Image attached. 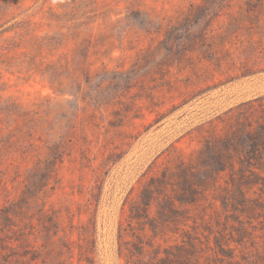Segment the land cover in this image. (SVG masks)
<instances>
[{"label":"rangeland","instance_id":"1","mask_svg":"<svg viewBox=\"0 0 264 264\" xmlns=\"http://www.w3.org/2000/svg\"><path fill=\"white\" fill-rule=\"evenodd\" d=\"M260 1L97 0L104 19L72 41L55 36L74 20L64 0H0V125L8 110L39 108L50 130L72 140L42 200L67 223L72 211L76 225L97 209L95 264H264ZM129 9L170 24L149 33L125 20L136 16ZM209 14L228 28L202 44ZM46 36L58 53L36 47ZM61 56L74 59L72 70L52 85L42 69ZM86 57L89 72L77 65ZM69 77L83 85L78 98L59 92ZM42 141L44 152L52 141ZM8 186L12 199L23 189Z\"/></svg>","mask_w":264,"mask_h":264},{"label":"trees","instance_id":"2","mask_svg":"<svg viewBox=\"0 0 264 264\" xmlns=\"http://www.w3.org/2000/svg\"><path fill=\"white\" fill-rule=\"evenodd\" d=\"M191 6L196 8L197 4ZM98 7L97 0H64L61 7L63 14L73 17L74 20L62 24L55 32V36L79 41L83 34L95 28L94 25L98 20L104 19V13H99ZM259 8L261 11L258 21L264 24V0L260 1ZM131 14L136 16L128 17ZM127 17L125 20H133L149 33L156 29L155 32L161 34L163 25L167 23L164 18H153L135 9H129ZM207 17L209 20L212 19L210 14ZM192 19L194 15L191 14L185 17L183 22H191ZM208 22L206 29L200 31L199 40L202 44L213 43L216 37L226 32L228 28L225 27L227 24H224L216 29L213 19ZM169 24L167 23V26ZM156 25L160 27L156 28ZM254 31L257 33V29ZM254 35L256 34H252ZM54 37L38 38L40 41L36 47L58 53L62 46L58 48L57 44H53L56 43ZM92 37L94 36L91 35V39L87 41L92 42ZM252 39L251 43L257 46L259 42ZM77 59L76 56L75 63ZM72 62L74 63V59L68 61L61 56L44 66L42 76L54 85L57 78H63L71 72ZM86 64L88 57L84 62L79 61L77 65L89 72L85 67ZM67 80L69 83L63 87L65 90L59 91L62 96L78 98L84 94L82 83L73 77ZM93 81L94 78L89 75L85 83L91 88ZM75 86H78V90L77 88L72 90ZM44 100L50 106H55L51 99ZM9 112H11L9 122L6 126L0 125V199L2 196L4 198L3 206L0 208V264H95L98 244L97 209L87 223L76 225L72 211H68L67 223L61 209L47 208L46 202L42 200L45 189L57 179L60 165L71 156L72 140L62 139L60 135L57 136L49 129L50 115L45 110L20 107L18 110H8L7 113ZM6 115H3L0 122L4 121ZM17 119L20 123L15 127L10 124V121L15 123ZM42 136H47L52 141L51 145L44 146V152L36 144V141H42ZM258 136L259 139L264 140L263 125L259 129ZM241 163L243 168L244 161ZM8 183H18L23 186L16 199L11 198L12 192ZM150 205L145 203L142 213L147 214ZM92 206L94 205L91 202L88 209Z\"/></svg>","mask_w":264,"mask_h":264}]
</instances>
